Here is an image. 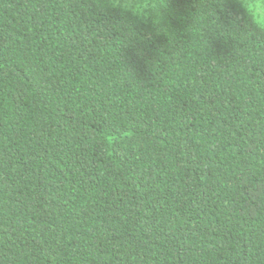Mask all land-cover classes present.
Returning a JSON list of instances; mask_svg holds the SVG:
<instances>
[{
	"label": "trees",
	"instance_id": "trees-1",
	"mask_svg": "<svg viewBox=\"0 0 264 264\" xmlns=\"http://www.w3.org/2000/svg\"><path fill=\"white\" fill-rule=\"evenodd\" d=\"M111 2L0 0V264H264V34Z\"/></svg>",
	"mask_w": 264,
	"mask_h": 264
},
{
	"label": "clouds",
	"instance_id": "clouds-1",
	"mask_svg": "<svg viewBox=\"0 0 264 264\" xmlns=\"http://www.w3.org/2000/svg\"><path fill=\"white\" fill-rule=\"evenodd\" d=\"M239 2L247 20V30L253 34H264V0H239ZM110 6L112 8H119L121 15L131 13L133 16H148L150 14L147 10L149 6L138 3L137 0H112ZM229 24L234 28H239L235 21ZM124 26L130 29L126 34L127 39L131 41L128 45L140 41L135 38L136 35H139L135 31V28L134 32L131 30L134 27L133 24L124 23ZM138 54L142 55V50H138Z\"/></svg>",
	"mask_w": 264,
	"mask_h": 264
}]
</instances>
